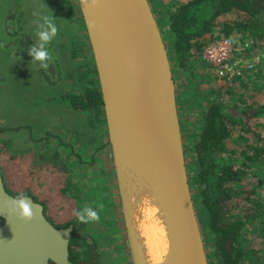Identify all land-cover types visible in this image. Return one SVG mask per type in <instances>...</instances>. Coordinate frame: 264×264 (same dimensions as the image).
Returning a JSON list of instances; mask_svg holds the SVG:
<instances>
[{
	"label": "rangeland",
	"instance_id": "obj_1",
	"mask_svg": "<svg viewBox=\"0 0 264 264\" xmlns=\"http://www.w3.org/2000/svg\"><path fill=\"white\" fill-rule=\"evenodd\" d=\"M31 1L35 3L38 0ZM43 1L42 14L50 15V19L58 29L57 35L47 45L50 59L46 61L52 72L56 71L54 66L57 71L54 75L50 73L49 78L45 72L46 68L40 66L41 62L33 61L30 55L31 45L38 47L37 32L43 24L38 21L42 16L40 15L38 19V15L32 25L27 26L29 29L25 34L28 37H26L28 44L16 48L24 55L18 58L11 57L9 53L8 60L0 58V146L6 143L8 148L5 149L12 152L11 156L24 155L27 163L22 169L24 172L29 174L37 172L44 177L50 175L52 171L53 180L50 182L43 179L34 189L40 201L49 202L47 205L49 219L51 212L59 225L76 216L75 222L80 234L96 243L101 264H134L129 231L117 185L107 120L105 118V123L94 124V118L86 113L76 112L63 100V96L69 93L84 92V84L79 82L82 74L88 71L97 72L78 0ZM175 1L179 3L185 0L149 1L153 12L158 16L160 29H165L167 26L166 13ZM11 4L10 0H1L0 38L5 41L3 48L10 42L20 41V37L17 40L19 35L11 38L14 41L4 40L8 35L6 34L8 23L14 21L15 14H18L14 13L17 12L14 9L12 14L2 17L4 9L7 10ZM26 4L31 7L30 3ZM162 29L172 66L175 60L174 52L171 50L172 39L167 31ZM21 43L23 44V40ZM262 48L264 49V46ZM246 50L248 55L256 54L255 50H249L248 47ZM1 52L3 54L4 50ZM258 55L251 60L254 65L252 72L262 69L264 65V52ZM194 71L195 75L192 76ZM252 72L249 75H252ZM91 79L96 83L98 81L100 86L98 73L88 80ZM173 79L177 108L176 128L184 146L188 174H192L196 167V157L186 148H189L202 130L201 123L205 114L203 92L210 91L209 86H212L216 78L213 73L204 76L201 69L191 68L186 74L173 72ZM258 82L252 79L248 86L257 91L261 89ZM84 83L87 85V81ZM56 154L58 156L52 158ZM43 157L46 158L41 159ZM3 158L7 165L8 158ZM47 158L59 160L58 165L61 167L54 168L48 165L50 168L47 169L45 164L48 163H44ZM30 161L32 168L28 167ZM35 166L42 167L35 168ZM0 171L3 173L7 189L12 193L15 192L9 185L6 171L4 169ZM70 175L71 189L64 196L61 191ZM260 192L263 195L260 194V197L263 198V189ZM127 197L128 195L123 193L125 205H127ZM125 207L127 212V206ZM85 208L96 211L99 219L80 221L78 213H82ZM195 209L208 262L220 264V259L212 246V239L207 232V214L196 205ZM255 235L256 232L251 237ZM257 249L264 251V242L257 246Z\"/></svg>",
	"mask_w": 264,
	"mask_h": 264
},
{
	"label": "trees",
	"instance_id": "obj_2",
	"mask_svg": "<svg viewBox=\"0 0 264 264\" xmlns=\"http://www.w3.org/2000/svg\"><path fill=\"white\" fill-rule=\"evenodd\" d=\"M154 15L157 19V14ZM166 19L167 26L161 29L172 39L175 73L186 74L191 68L201 69L204 76L213 73L202 57L208 46L222 39L238 40L256 51L252 56L246 51V59L264 52V0L175 1ZM252 73L232 80L215 77L210 91L203 92L202 130L186 148L196 157L194 173L188 174L194 204L207 214V232L220 264H264V254H260L264 251L257 249L264 242V197H260V190L264 192V65ZM93 75L97 76V72L82 74L79 82L84 84V92L69 93L63 100L76 112L94 118V124L105 123L99 83L88 80ZM252 79L259 81L261 89H250ZM6 147V143L0 146V170L6 171L9 185L16 193L8 192L32 197L44 207L46 217L55 228L72 226L76 216L59 225L51 212L49 219V202L40 201L34 191L43 179L53 180L52 171L44 177L37 172H24L22 169L27 165L24 155L11 156ZM3 157L8 158L7 165ZM58 161L47 158L44 163H48L47 169L48 165L58 168ZM30 163L28 167L32 168ZM71 180L70 175L61 191L64 196L71 189ZM255 232L257 235L251 237ZM99 256L95 242L78 231L73 234L69 264H101Z\"/></svg>",
	"mask_w": 264,
	"mask_h": 264
},
{
	"label": "water",
	"instance_id": "obj_3",
	"mask_svg": "<svg viewBox=\"0 0 264 264\" xmlns=\"http://www.w3.org/2000/svg\"><path fill=\"white\" fill-rule=\"evenodd\" d=\"M129 23V38L119 40L102 16L99 0H78L94 54L113 162L125 214L120 170L127 161L151 175L155 189L166 202L173 222L174 242L166 264H209L192 190L184 146L177 125L173 70L159 23L149 0H114ZM166 68L171 89L164 103L165 117L155 83ZM163 105V106H164ZM162 106V107H163ZM115 120L116 131L111 127ZM167 127L176 133L170 137ZM0 172V264H69L74 227L59 230L45 215L44 207L28 197L33 213L24 220ZM125 223L127 225L126 216ZM129 236L130 230L127 225ZM134 264L142 259L133 249Z\"/></svg>",
	"mask_w": 264,
	"mask_h": 264
},
{
	"label": "bare ground",
	"instance_id": "obj_4",
	"mask_svg": "<svg viewBox=\"0 0 264 264\" xmlns=\"http://www.w3.org/2000/svg\"><path fill=\"white\" fill-rule=\"evenodd\" d=\"M104 5L102 16L109 30L115 32L119 40L129 38L130 32L124 11L114 0H99ZM155 90L163 104L170 97V79L166 68L157 76ZM167 117L165 105L162 107ZM111 127L118 128L115 120L111 119ZM172 140L176 141V133L172 127H167ZM120 170L121 188L127 197L124 210L127 225L130 230V242L133 249L142 259L141 264H166L171 257L174 242L173 222L167 211L166 202L155 189V181L151 175H145L147 169L134 167V163L126 162ZM140 168H143L142 171ZM124 199V198H123ZM127 206V212L126 207Z\"/></svg>",
	"mask_w": 264,
	"mask_h": 264
},
{
	"label": "flooded vegetation",
	"instance_id": "obj_5",
	"mask_svg": "<svg viewBox=\"0 0 264 264\" xmlns=\"http://www.w3.org/2000/svg\"><path fill=\"white\" fill-rule=\"evenodd\" d=\"M10 1H11L12 4L10 5V7L7 10H6V8L4 9L2 17L5 16L6 14H12L14 12V9L17 11V12H14V13H18V14H15L14 21L8 23L9 27H8L7 32H6V34H8V35H6L4 37V40L7 41L8 39H10L11 41H14L11 38H15V37H17L19 35L17 40L20 37V41L19 42H10L3 48V46L5 44V41H3L0 38V44L3 43L2 47H0V58H1V60H8V58L10 56H7V55L9 53H11V57L12 56H16L18 58H21L24 54H22L21 52H18V50L16 48H18L21 45L26 46V44H28V42H27L28 41V39H27L28 37L25 34L26 30L29 29V28H27V26L29 24H30L29 26H31L32 22L36 20L38 15H39L38 19L40 18V15L42 16L41 20H38L41 23H44V20H45L46 17L50 18V15H47L45 13L42 14V8L44 7V5H43L44 1L43 0H38L35 3L33 1H31V0H10ZM26 3H30L31 7H29ZM0 8H2L1 0H0ZM35 15H37V16H35ZM9 19L11 20V18H9ZM40 30L41 29H39L38 31H40ZM13 31H14V33H12ZM21 36H22V38H21ZM36 38L38 39V35H37ZM22 40H23V44L21 43ZM31 47H32V45H31ZM31 47H30V49H31ZM30 49H29V51H30ZM2 50H4L3 54L1 52ZM1 65L3 66L2 62H1ZM54 68L57 71L55 66H54ZM56 71L52 72L50 70V65H49V67L46 68L45 72L47 73V76L50 78V76H51L50 73L52 75H54ZM52 80H53V77H52ZM1 174L3 175V173H1ZM6 188H7V186H6ZM16 197H18V196H16ZM27 197H29V196H27ZM75 221L73 222L74 224L72 225L74 227V232H73L74 235H75V233L77 231L80 233L79 229H77V222H75ZM3 223L4 222L0 220V225H3ZM89 241H90V239H89Z\"/></svg>",
	"mask_w": 264,
	"mask_h": 264
},
{
	"label": "built area",
	"instance_id": "obj_6",
	"mask_svg": "<svg viewBox=\"0 0 264 264\" xmlns=\"http://www.w3.org/2000/svg\"><path fill=\"white\" fill-rule=\"evenodd\" d=\"M247 46L235 39L219 40L205 50L202 60L212 69L219 79L232 80L249 74L254 69L252 59H246Z\"/></svg>",
	"mask_w": 264,
	"mask_h": 264
},
{
	"label": "clouds",
	"instance_id": "obj_7",
	"mask_svg": "<svg viewBox=\"0 0 264 264\" xmlns=\"http://www.w3.org/2000/svg\"><path fill=\"white\" fill-rule=\"evenodd\" d=\"M40 29L41 30L37 33L38 47H32L30 49V55L33 57V61L41 62V67L48 68L49 64L46 61L50 59V54L47 50V45L57 35L58 29L53 20L47 17L44 23L40 25ZM15 204L16 207L20 209V215L24 220L27 221L32 219L33 213L31 211V204L28 202V197L26 195H19ZM78 219L80 221L98 220L99 216L98 213L91 208H85L82 213H78Z\"/></svg>",
	"mask_w": 264,
	"mask_h": 264
}]
</instances>
